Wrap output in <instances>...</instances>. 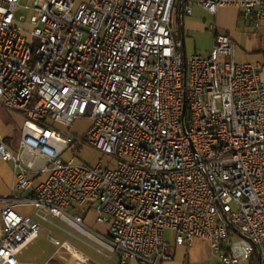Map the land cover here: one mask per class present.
<instances>
[{"label":"built area","instance_id":"obj_1","mask_svg":"<svg viewBox=\"0 0 264 264\" xmlns=\"http://www.w3.org/2000/svg\"><path fill=\"white\" fill-rule=\"evenodd\" d=\"M22 1L0 0V109L24 118L16 152L0 136L14 174L0 264H21L49 216L119 264L171 263L167 230L179 247L208 242L220 264H264V64L237 62L216 28L207 57L187 59L176 37L180 8L236 7L259 25L264 0H27L30 30ZM81 118L92 121L84 139L59 129ZM77 144L114 164L65 162Z\"/></svg>","mask_w":264,"mask_h":264},{"label":"rangeland","instance_id":"obj_2","mask_svg":"<svg viewBox=\"0 0 264 264\" xmlns=\"http://www.w3.org/2000/svg\"><path fill=\"white\" fill-rule=\"evenodd\" d=\"M27 0H23L19 9L16 13L17 20L24 19L23 23L26 29L30 30L32 27L28 25L30 19L33 15L32 9H27L29 7ZM195 15L192 19L186 18L184 24L177 26V35L182 38V32L185 36L186 41V57L189 59L194 55L209 56L213 48V36L214 32L211 27L216 26L217 21L213 16H210L201 6L192 4ZM221 34L224 33L223 29H220ZM24 118H20L17 124V129L19 130L20 137L15 141H10L11 149L16 152L18 150L21 132L24 124ZM92 125V121L89 119L81 118L78 119L72 127L59 126V129L69 136L78 137L79 139H84L87 135V131ZM14 130V129H13ZM74 159L78 163L87 165L90 168H97L102 166L103 168L108 167L109 163H113V158L92 148L89 145L77 144L76 147L67 151L63 155V160L69 162ZM7 164V165H6ZM6 166L10 168V173L13 175V165L12 163H5ZM4 164L0 163V198L7 194L9 189L8 180L9 169L6 168ZM114 166V165H113ZM12 170V171H11ZM17 211L21 214L28 215L32 214L34 211L33 207L17 208ZM90 215V222H87L88 226H92L95 229L94 215ZM48 222L42 223V229L39 233L38 239L32 243L19 257L21 264H76L72 260L71 254L67 253L64 246L67 244L74 248L84 256L91 260L92 264H115L116 255H112L114 260L111 262L106 257L99 255L96 250L102 249L96 243L88 239L87 237L81 235L80 233L73 230L67 223H64L59 218L49 216ZM106 227H104V230ZM50 238L57 240L61 243V246L55 245ZM175 242V233L172 230H167L165 233V243L168 248L172 247ZM203 243L202 251H210L212 259L214 261H220L217 254L213 251L208 242ZM206 244L208 246H206ZM209 259L205 253L200 257L198 264H204L205 260ZM25 262V263H24Z\"/></svg>","mask_w":264,"mask_h":264},{"label":"crops","instance_id":"obj_3","mask_svg":"<svg viewBox=\"0 0 264 264\" xmlns=\"http://www.w3.org/2000/svg\"><path fill=\"white\" fill-rule=\"evenodd\" d=\"M194 15H195L194 9L192 16H187L185 14L180 15V13H178L176 19L177 26L179 25V23H181V25L184 24L186 18L192 19ZM209 15L213 16L217 21L216 26L211 27V30H213L214 32V29L216 28L218 33H221L220 29H223L224 33L222 34L229 36L237 44V52H236L237 62L264 64V22L258 25L257 23H255L254 19L245 20L241 16L240 10L236 7H223L219 9L217 15L215 16L211 14ZM176 37L177 39L184 41L183 52L186 55L185 52L186 41H185L184 33L182 32V38H181L179 37V35H177L176 32ZM213 44H214V36H213ZM20 118H23V116L20 114L12 113L5 109H0V136L7 139L8 142L15 141L16 139H18L20 137L19 135L20 129H17V124ZM0 163L4 164V166L7 165V164L5 165V163L2 162L1 160ZM6 168L9 169V176L7 177L9 178L8 184H9V189L11 191L14 185V174L11 175L10 168L8 166H6ZM42 179H44V177H39L37 181H41ZM10 191L7 194H5V196L8 195ZM90 218L91 217L89 216L88 222H90L89 221ZM95 226H96L95 227L96 230L104 229V227L102 226H98V225ZM164 241H165V234H164ZM202 242L205 243L206 241H202ZM203 246L204 244L200 243L199 240H197L194 246L191 248L179 247L176 245V242H174V245L169 248V252L173 255L174 260L169 264H198L200 257L203 253L209 256V259L208 260L206 259L204 261V264H220V261H214L212 259L213 255L211 254L210 251L208 250L202 251ZM206 246L208 245L206 244ZM111 258L112 259H110V261L112 262L114 260V257H112L111 255ZM51 262L52 260H50L47 264ZM114 263L119 264V259L117 256ZM132 264H137V263H132Z\"/></svg>","mask_w":264,"mask_h":264},{"label":"trees","instance_id":"obj_4","mask_svg":"<svg viewBox=\"0 0 264 264\" xmlns=\"http://www.w3.org/2000/svg\"><path fill=\"white\" fill-rule=\"evenodd\" d=\"M252 262H253V264H254V263L256 264V262H257V255H254V257H253V259H252Z\"/></svg>","mask_w":264,"mask_h":264},{"label":"water","instance_id":"obj_5","mask_svg":"<svg viewBox=\"0 0 264 264\" xmlns=\"http://www.w3.org/2000/svg\"><path fill=\"white\" fill-rule=\"evenodd\" d=\"M179 13H180V15L182 14V9L180 8V10H179Z\"/></svg>","mask_w":264,"mask_h":264}]
</instances>
